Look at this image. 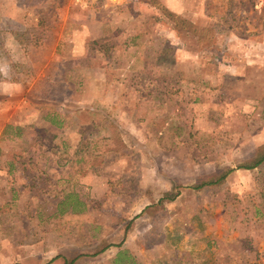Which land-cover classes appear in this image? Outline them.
<instances>
[{"label": "rangeland", "instance_id": "rangeland-1", "mask_svg": "<svg viewBox=\"0 0 264 264\" xmlns=\"http://www.w3.org/2000/svg\"><path fill=\"white\" fill-rule=\"evenodd\" d=\"M175 2L0 0V264H264V0Z\"/></svg>", "mask_w": 264, "mask_h": 264}, {"label": "trees", "instance_id": "trees-1", "mask_svg": "<svg viewBox=\"0 0 264 264\" xmlns=\"http://www.w3.org/2000/svg\"><path fill=\"white\" fill-rule=\"evenodd\" d=\"M263 163H264V154L261 153L260 155H258V157L253 162V165H245V166H240L238 168L239 169H245V170H253V169L261 166ZM229 172H231V171H229ZM228 174L229 173L226 172L225 174H223L221 177H219L216 180L206 181V182H203V183L198 184L196 186H193L192 188L199 190L201 188H205V187H208V186H213V185L219 184V183L223 182L227 178ZM178 196H179V193H177V194L168 193V194H166V199L169 200V201H172V200L176 199ZM164 200L165 199H162L161 202H163ZM105 250L106 249H104L103 251H105ZM79 257L80 256H78L77 258H79ZM77 258L72 260L71 262L66 261L65 264H74L75 261L77 260Z\"/></svg>", "mask_w": 264, "mask_h": 264}, {"label": "crops", "instance_id": "crops-1", "mask_svg": "<svg viewBox=\"0 0 264 264\" xmlns=\"http://www.w3.org/2000/svg\"><path fill=\"white\" fill-rule=\"evenodd\" d=\"M163 1L167 4V6L171 5V6H169V7H171L172 10H173V9L176 10V9H175V6H173L174 4L176 5V2H175L176 0H163ZM0 57H2V56H0ZM0 60H1V61H4L5 59H4V58H1ZM91 110H93L95 113H98L97 110H96V111H95L94 109H91ZM93 111H92V113H94ZM95 113H94V114H95ZM102 114H103V113H102ZM80 118H81V117H80ZM80 118H79L78 123H76V125H77V124H78V125H79V124L83 125V124H82L83 122L80 121ZM66 123H67V121H65V120H61V121H59V123H57L58 126L60 127L59 130L63 131V130L66 129V132H69V131H70V128H71V125L68 126ZM76 125H75V127H76ZM81 125H80V126H81ZM59 139H60V142H59L60 145H64L65 142H66L65 145H68V143H70V140H71V139L68 138L67 136H64V137L61 136ZM1 174H2V173H1V170H0V176H1ZM2 177H3V175H2Z\"/></svg>", "mask_w": 264, "mask_h": 264}]
</instances>
